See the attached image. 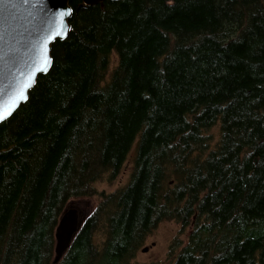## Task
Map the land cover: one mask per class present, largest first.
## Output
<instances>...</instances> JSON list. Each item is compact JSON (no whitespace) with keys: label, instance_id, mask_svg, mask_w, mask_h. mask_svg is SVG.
<instances>
[{"label":"trees","instance_id":"trees-1","mask_svg":"<svg viewBox=\"0 0 264 264\" xmlns=\"http://www.w3.org/2000/svg\"><path fill=\"white\" fill-rule=\"evenodd\" d=\"M82 3L0 124V264H52L94 196L59 264H130L163 221L192 227L172 264H264V0ZM134 147L129 183L99 193Z\"/></svg>","mask_w":264,"mask_h":264},{"label":"water","instance_id":"water-1","mask_svg":"<svg viewBox=\"0 0 264 264\" xmlns=\"http://www.w3.org/2000/svg\"><path fill=\"white\" fill-rule=\"evenodd\" d=\"M70 0H0V112L10 118L29 98V92L38 76L50 71L53 60L52 45L65 40L70 34L73 9ZM105 0H83L84 5L94 6ZM71 14L61 18V11ZM57 33H61L57 35ZM50 58L47 71L45 58ZM30 85V87H28ZM23 95L25 98L20 99ZM83 218L77 208L64 211L55 231V257L59 264L72 245ZM148 247L143 249L144 252Z\"/></svg>","mask_w":264,"mask_h":264},{"label":"rangeland","instance_id":"rangeland-1","mask_svg":"<svg viewBox=\"0 0 264 264\" xmlns=\"http://www.w3.org/2000/svg\"><path fill=\"white\" fill-rule=\"evenodd\" d=\"M117 65L118 56L113 53L111 56L110 73L107 76V79L110 78L112 70H114ZM210 134L215 138H218L220 136L219 126L212 128L209 131V135ZM135 155L136 148L134 147L121 174L113 181L109 180L106 176L103 181L96 184L97 191L99 193H111L126 186L130 181L131 173L133 171ZM99 202L100 196L84 198L83 200L73 202L70 208H77L81 217H85L97 207ZM191 228V226L183 228L182 225L176 221L161 222L147 237L145 243L130 261V264H172L175 256L172 251L176 254L180 247L187 243ZM179 241L181 242L180 247L173 248L174 245H178ZM145 247H148L146 252L143 251Z\"/></svg>","mask_w":264,"mask_h":264},{"label":"snow or ice","instance_id":"snow-or-ice-1","mask_svg":"<svg viewBox=\"0 0 264 264\" xmlns=\"http://www.w3.org/2000/svg\"><path fill=\"white\" fill-rule=\"evenodd\" d=\"M71 14V10L69 9L68 11H61L60 13H59V16L61 17V18H63L64 16H67V15H70ZM61 33H57V35H60ZM51 63V61H50V58H48V57H46L45 58V67L44 68H41L40 69V71H47V65L48 64H50ZM28 87H30V85H28ZM25 97L23 96V95H21L20 96V99L22 100V99H24ZM3 119H5V115L2 113V112H0V120H3Z\"/></svg>","mask_w":264,"mask_h":264},{"label":"bare ground","instance_id":"bare-ground-1","mask_svg":"<svg viewBox=\"0 0 264 264\" xmlns=\"http://www.w3.org/2000/svg\"><path fill=\"white\" fill-rule=\"evenodd\" d=\"M55 247H56V244H55ZM54 257H55V249H54ZM54 260V259H53ZM52 264H53V261H52Z\"/></svg>","mask_w":264,"mask_h":264}]
</instances>
